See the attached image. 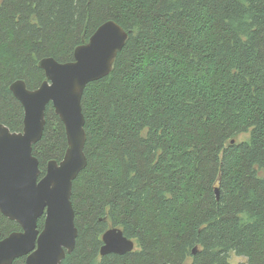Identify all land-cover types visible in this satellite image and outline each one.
<instances>
[{"label": "trees", "instance_id": "obj_1", "mask_svg": "<svg viewBox=\"0 0 264 264\" xmlns=\"http://www.w3.org/2000/svg\"><path fill=\"white\" fill-rule=\"evenodd\" d=\"M109 20L129 38L84 91L88 164L61 264H264V0H0V123L22 131L11 84L38 88L41 59L73 61ZM46 121L41 176L68 147L52 103ZM112 227L133 251L101 255ZM19 230L0 211V241Z\"/></svg>", "mask_w": 264, "mask_h": 264}, {"label": "water", "instance_id": "obj_2", "mask_svg": "<svg viewBox=\"0 0 264 264\" xmlns=\"http://www.w3.org/2000/svg\"><path fill=\"white\" fill-rule=\"evenodd\" d=\"M128 38V31L118 22L106 21L88 43L75 49L73 61L41 59L39 66L46 80L38 88H28L22 79L11 84V91L24 107L25 118L20 132L0 123V211L17 222L21 230L0 241V264H13L21 257L26 258V264H61L75 249L78 228L73 184L88 164L84 91L90 82L112 72ZM50 103L65 126L68 147L64 158L51 160L41 176L40 161L33 150L43 137ZM44 216V227L40 229L39 220ZM134 248L135 242L120 228L112 227L103 234L101 255L125 254Z\"/></svg>", "mask_w": 264, "mask_h": 264}, {"label": "rangeland", "instance_id": "obj_3", "mask_svg": "<svg viewBox=\"0 0 264 264\" xmlns=\"http://www.w3.org/2000/svg\"><path fill=\"white\" fill-rule=\"evenodd\" d=\"M231 261L234 262V263H239L241 261H246V260H245V258L240 257V256H238V255H236V254L233 253L232 254Z\"/></svg>", "mask_w": 264, "mask_h": 264}]
</instances>
